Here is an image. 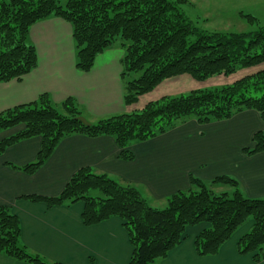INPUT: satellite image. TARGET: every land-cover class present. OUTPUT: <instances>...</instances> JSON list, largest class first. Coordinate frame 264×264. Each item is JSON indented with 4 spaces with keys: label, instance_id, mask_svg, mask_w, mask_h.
Segmentation results:
<instances>
[{
    "label": "trees",
    "instance_id": "trees-1",
    "mask_svg": "<svg viewBox=\"0 0 264 264\" xmlns=\"http://www.w3.org/2000/svg\"><path fill=\"white\" fill-rule=\"evenodd\" d=\"M188 0H0V82L21 79L36 68V46L29 41L30 28L38 21L57 17L71 25L76 67L88 72L97 56L120 39L123 50L121 79L124 101L130 105L152 92L163 81L189 74L196 80L229 76L239 69L264 63V26L241 32L208 31L197 26L185 12ZM251 23L257 17L241 13ZM138 76H134V74ZM244 110L259 112L264 122V69L231 84L192 90L178 96L149 101L141 110L114 114L83 123V110L73 97L59 106L47 93L32 103L0 113V132L24 128L0 141V154L28 138L41 137L35 161L17 167L36 172L60 141L72 134L112 136L120 157L133 160L130 145L151 139L180 123L199 124L227 120ZM264 151V130L253 135L247 154ZM213 184L233 186L232 195L216 193ZM237 179L220 175L212 181L192 177L191 187L167 198L165 208L150 206L134 186L122 184L90 167L78 169L57 196L26 195L48 207L83 203L82 221L96 225L119 217L133 247L129 264H160L187 238L190 227L203 228L194 238L200 256L217 255L246 221L251 229L238 240L239 254L264 260V199L249 198ZM98 190L100 195H91ZM18 215L0 205V253L31 264L50 263L31 252L21 240ZM160 260V261H159ZM88 264H94L89 258Z\"/></svg>",
    "mask_w": 264,
    "mask_h": 264
},
{
    "label": "crops",
    "instance_id": "crops-1",
    "mask_svg": "<svg viewBox=\"0 0 264 264\" xmlns=\"http://www.w3.org/2000/svg\"><path fill=\"white\" fill-rule=\"evenodd\" d=\"M29 41L37 49V66L21 79L0 82V113L32 103L47 93L57 106L68 97L75 98L94 122L142 109L153 100L149 98L140 108L141 99L163 83L136 103L126 104L121 79L123 50L110 51L112 47L97 56L90 71L79 70L71 25L61 18L35 23ZM23 128L20 125L0 132V141ZM259 130H264V122L255 110L208 124L190 120L151 139L133 142L130 150L135 157L131 161L120 157L121 148L112 136L72 134L60 141L33 174L17 167L35 161L42 139L36 136L21 140L0 154V205L9 207L20 218L22 243L50 263L88 264L92 257L94 264H129L133 247L119 217L86 226L81 202L48 207L24 197L57 196L78 169L90 167L136 187L151 203L167 202L177 191L189 189L192 177L209 182L220 175L237 179L245 196L264 199V151L244 152V148L253 146V135ZM225 186L213 184L211 188L227 192ZM202 228H188L186 240L160 264H264V260L255 263L252 255L238 252V240L248 227L238 230L217 255H198L194 238ZM0 264L31 263L0 253Z\"/></svg>",
    "mask_w": 264,
    "mask_h": 264
},
{
    "label": "rangeland",
    "instance_id": "rangeland-1",
    "mask_svg": "<svg viewBox=\"0 0 264 264\" xmlns=\"http://www.w3.org/2000/svg\"><path fill=\"white\" fill-rule=\"evenodd\" d=\"M183 8L197 26L208 31L241 32L255 30L259 26H264V0H188L183 5ZM241 13L257 17L258 22L251 24L247 18L242 17ZM120 42L121 40L119 39L110 51H122ZM261 69H264V63L251 68L239 69L236 73L229 76L216 75L203 81L196 80L189 74L170 78L163 81L157 90L144 96L138 105L142 108L149 98L151 100H158L161 96H178L196 89H207L231 84L239 78ZM138 74L136 73L134 76H138ZM83 113V116L88 119V112L83 109ZM225 187H227V193L232 195L234 188L229 185ZM214 190L216 193L226 192L216 187H214ZM91 195L97 196L100 195V192L92 190ZM147 203L154 208L160 209L167 206V202L165 201L162 203H151V201H148ZM249 223L250 218L238 230L247 227L250 230L251 225Z\"/></svg>",
    "mask_w": 264,
    "mask_h": 264
},
{
    "label": "water",
    "instance_id": "water-1",
    "mask_svg": "<svg viewBox=\"0 0 264 264\" xmlns=\"http://www.w3.org/2000/svg\"><path fill=\"white\" fill-rule=\"evenodd\" d=\"M79 119H80L83 123H85V124H87V125L90 124V122L88 121V119H86L84 116L79 117Z\"/></svg>",
    "mask_w": 264,
    "mask_h": 264
},
{
    "label": "bare ground",
    "instance_id": "bare-ground-1",
    "mask_svg": "<svg viewBox=\"0 0 264 264\" xmlns=\"http://www.w3.org/2000/svg\"><path fill=\"white\" fill-rule=\"evenodd\" d=\"M26 262V261H25Z\"/></svg>",
    "mask_w": 264,
    "mask_h": 264
}]
</instances>
